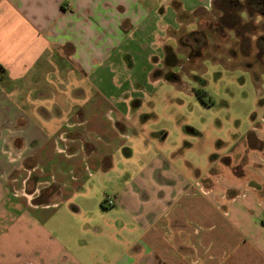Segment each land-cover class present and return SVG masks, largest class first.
<instances>
[{"label":"crops","instance_id":"1","mask_svg":"<svg viewBox=\"0 0 264 264\" xmlns=\"http://www.w3.org/2000/svg\"><path fill=\"white\" fill-rule=\"evenodd\" d=\"M217 1L0 0V264H264V97L192 178L101 88Z\"/></svg>","mask_w":264,"mask_h":264},{"label":"rangeland","instance_id":"2","mask_svg":"<svg viewBox=\"0 0 264 264\" xmlns=\"http://www.w3.org/2000/svg\"><path fill=\"white\" fill-rule=\"evenodd\" d=\"M263 6L256 9L263 16L249 20L244 12L243 26L234 28L236 10L230 6L224 17L214 9L184 15L166 54H156L150 65L136 59L134 71L126 62L117 70V83H101L110 98L133 87L142 103L133 121L150 140L165 134L159 141L165 154L192 178L191 166L203 170L208 154L251 124L264 97Z\"/></svg>","mask_w":264,"mask_h":264},{"label":"trees","instance_id":"3","mask_svg":"<svg viewBox=\"0 0 264 264\" xmlns=\"http://www.w3.org/2000/svg\"><path fill=\"white\" fill-rule=\"evenodd\" d=\"M261 5H264V0H244V1H240V0H218L215 3V6L213 7V9L219 13L222 14V16L224 17L227 13H228V7H233L235 11V19H234V23L235 25H233L234 27H238V26H243L242 22H241V14L242 13H247V17L249 18V20H252L254 15H261L262 13H260V10H256L259 9ZM264 9V6H263ZM257 13H256V12ZM259 12V13H258ZM246 27V25L244 26ZM0 72H2V67H0Z\"/></svg>","mask_w":264,"mask_h":264},{"label":"built area","instance_id":"4","mask_svg":"<svg viewBox=\"0 0 264 264\" xmlns=\"http://www.w3.org/2000/svg\"><path fill=\"white\" fill-rule=\"evenodd\" d=\"M68 129H71V127H68ZM107 206L111 207L114 205V200L112 198H109L106 200Z\"/></svg>","mask_w":264,"mask_h":264}]
</instances>
